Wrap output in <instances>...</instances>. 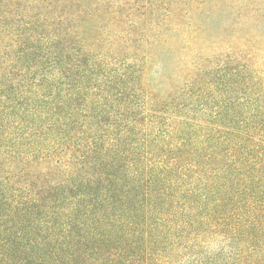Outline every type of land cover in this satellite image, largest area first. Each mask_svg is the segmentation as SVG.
Listing matches in <instances>:
<instances>
[{
	"label": "trees",
	"instance_id": "1",
	"mask_svg": "<svg viewBox=\"0 0 264 264\" xmlns=\"http://www.w3.org/2000/svg\"><path fill=\"white\" fill-rule=\"evenodd\" d=\"M209 3L247 37H176ZM263 36L264 0H0V264H264Z\"/></svg>",
	"mask_w": 264,
	"mask_h": 264
},
{
	"label": "rangeland",
	"instance_id": "2",
	"mask_svg": "<svg viewBox=\"0 0 264 264\" xmlns=\"http://www.w3.org/2000/svg\"><path fill=\"white\" fill-rule=\"evenodd\" d=\"M187 15H189V20L186 19ZM241 16L244 17V12L240 9L216 3H209L202 9H191L188 13H185V8H180L176 24V37H199L206 41L247 37L245 25L242 26L238 23ZM252 29L258 31L256 28ZM183 44L184 41L181 39L180 45Z\"/></svg>",
	"mask_w": 264,
	"mask_h": 264
}]
</instances>
